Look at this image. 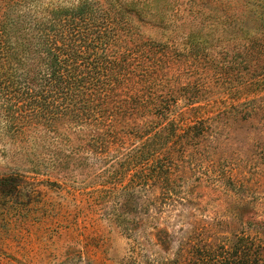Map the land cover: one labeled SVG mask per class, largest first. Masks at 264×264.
<instances>
[{
    "label": "rangeland",
    "instance_id": "374dc122",
    "mask_svg": "<svg viewBox=\"0 0 264 264\" xmlns=\"http://www.w3.org/2000/svg\"><path fill=\"white\" fill-rule=\"evenodd\" d=\"M143 7L148 16H127L125 47L146 53L165 44L174 96L184 85L202 90L192 108L177 100L175 114L188 128L204 119V129L198 124L170 145V184L142 181L129 204L106 196L111 183L95 186V160L82 153L87 131L21 128L1 97L0 264H128L136 254L141 263L149 256L191 264L192 248L264 222V84L241 91L238 81L264 77V0H140ZM129 146L107 162L124 158ZM129 179L113 182L123 188ZM158 229L169 233L164 246Z\"/></svg>",
    "mask_w": 264,
    "mask_h": 264
},
{
    "label": "trees",
    "instance_id": "16d2710c",
    "mask_svg": "<svg viewBox=\"0 0 264 264\" xmlns=\"http://www.w3.org/2000/svg\"><path fill=\"white\" fill-rule=\"evenodd\" d=\"M65 1L0 0V98L15 112L10 121L21 128L57 131L74 126L87 131L82 153L84 160H95L91 165L100 178L95 186L111 183L106 196L119 195L132 204L141 195L135 187L140 182L170 184V145L188 137L198 124L204 129V119L196 118L188 128L187 118L175 114L177 100H187L192 108L202 90L184 85L183 94L174 96L169 88L173 54L162 52L165 44L152 43L146 53L138 44L125 47L131 28L127 16H148L146 8H139L140 0ZM246 62L242 57L245 68ZM238 81L241 91L259 90L264 77ZM125 144L130 146L124 158L107 162ZM121 177H130L129 183L116 188L118 181H113ZM123 229L131 230L128 225ZM164 236L169 233L158 229L162 246ZM192 250L191 264H264V222L247 224L233 239ZM142 259L130 255L128 264H160L149 256Z\"/></svg>",
    "mask_w": 264,
    "mask_h": 264
}]
</instances>
